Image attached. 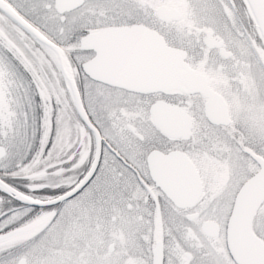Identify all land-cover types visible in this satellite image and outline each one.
I'll list each match as a JSON object with an SVG mask.
<instances>
[{
  "label": "flooded vegetation",
  "instance_id": "1",
  "mask_svg": "<svg viewBox=\"0 0 264 264\" xmlns=\"http://www.w3.org/2000/svg\"><path fill=\"white\" fill-rule=\"evenodd\" d=\"M261 37L246 0H0V161L11 152V126L25 130L43 106L47 131L54 119L58 126L56 139L29 143L30 169L21 175L73 174L93 141L94 164L98 140L79 114L75 85L101 145L108 142L122 162L111 169L122 214L152 234L161 256L238 264L228 246L230 217L243 185L264 165ZM163 40L185 54L163 55ZM163 77L183 80L162 89ZM192 165L202 185L196 202L170 199L152 175L172 173L188 189ZM252 228L264 242V202ZM129 238L117 228L108 251Z\"/></svg>",
  "mask_w": 264,
  "mask_h": 264
},
{
  "label": "snow or ice",
  "instance_id": "2",
  "mask_svg": "<svg viewBox=\"0 0 264 264\" xmlns=\"http://www.w3.org/2000/svg\"><path fill=\"white\" fill-rule=\"evenodd\" d=\"M46 124L42 106L38 120L34 115L33 123L25 128L15 164L12 158L0 161V264H180L171 251L161 256L152 234L135 227L122 214V192L111 172L112 168H122V162L108 142H102L100 157L93 166V141L87 163L66 180L34 182L21 175L31 151H24L27 144L37 137L41 142L46 138L49 144L56 139L55 119L51 132ZM33 183L46 186L36 188ZM45 217L47 222L38 231L17 239V233ZM117 228H126L130 238L108 251V237Z\"/></svg>",
  "mask_w": 264,
  "mask_h": 264
},
{
  "label": "water",
  "instance_id": "3",
  "mask_svg": "<svg viewBox=\"0 0 264 264\" xmlns=\"http://www.w3.org/2000/svg\"><path fill=\"white\" fill-rule=\"evenodd\" d=\"M256 20L258 22L261 33L264 37V0H248ZM7 11L12 15L20 24H22L28 31L33 33L36 37L42 39L48 45L54 47L53 43L46 40L36 29H34L30 24L25 22L18 14L7 8ZM92 39V35L87 36L84 39L89 41ZM184 53L181 50L171 48L167 46L163 40L162 43V54L163 55H175ZM175 82H171L174 81ZM183 78H162V89H172L178 87L179 81ZM73 90L76 96L78 111L83 119V121L95 132L98 148L96 160L100 157L101 149V138L97 129L91 124L86 111L83 107L82 100L80 98L79 92L75 85H73ZM4 156V148L0 147V157ZM171 154L168 158L172 161L175 157ZM95 165V162L93 166ZM153 178L157 184L162 188L166 195L179 202L182 199L189 198L190 200L196 202L201 195L202 185L199 178V174L195 170L194 166H190L189 172V184L190 188H181L176 186L177 182L173 178L172 173H168L169 179H165L164 173H154ZM33 203L47 204L50 201H31ZM264 202V165L262 169L252 176L242 187L239 192L236 202L234 204L233 212L230 217L228 225V246L230 252L238 264H264V242L255 235L252 228V223L254 217L257 213L258 208ZM259 249H256V248Z\"/></svg>",
  "mask_w": 264,
  "mask_h": 264
},
{
  "label": "rangeland",
  "instance_id": "4",
  "mask_svg": "<svg viewBox=\"0 0 264 264\" xmlns=\"http://www.w3.org/2000/svg\"><path fill=\"white\" fill-rule=\"evenodd\" d=\"M261 39H262V37H261ZM262 42H264V41L262 40ZM263 45H264V43H263ZM251 52L255 54V52H254L252 47H251ZM257 69L259 71V75H261V77H262V75H264V63L261 66L257 67ZM72 118H73V116L71 115L70 109L66 108V120H67V122H69ZM69 126H70V124H68L66 127L68 128ZM21 127L22 126H20L18 130H16L15 128H13L11 126L12 139H13V141L10 142L11 152H8L6 158L4 159V160H6V159H9V158H12L14 164H15L16 159L18 158L16 156L17 147L20 144L21 140L23 139V135H24V131H25V130L21 129ZM19 135H20V138L18 140ZM27 148H29V143L27 144V147L24 148V151H27ZM26 160L23 162L24 166L21 168V171H24V172H26V171H28V169H30V167L28 166V163H27ZM22 176H24L26 179L34 181V182H37V181L50 182V181H52L54 179L55 180H61V181L66 180L70 176H72V174L63 175L60 172H55V173H51V174H45V173H36V174H33V175L32 174L31 175L23 174ZM64 176L66 178H64ZM32 186L36 187V188H39V187L46 186V184L45 183H33Z\"/></svg>",
  "mask_w": 264,
  "mask_h": 264
}]
</instances>
